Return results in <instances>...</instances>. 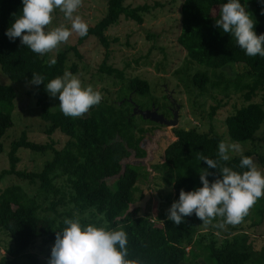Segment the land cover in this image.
Here are the masks:
<instances>
[{
  "label": "trees",
  "instance_id": "1",
  "mask_svg": "<svg viewBox=\"0 0 264 264\" xmlns=\"http://www.w3.org/2000/svg\"><path fill=\"white\" fill-rule=\"evenodd\" d=\"M227 2L183 0L181 31L177 40L186 50L190 62L205 66V69L194 72L189 82H185L188 91L197 88V96L217 91L225 98H229L232 92H240L244 101L248 102L236 107L225 120L232 140L247 144L254 141L255 134L264 123V101H253L257 93L264 90V57L246 55L235 38L230 33H223L216 25V20L220 18L218 9ZM240 2L252 4L254 11L250 16L256 22L254 30L257 35L264 34V14H261L264 3L261 0ZM155 6L149 3L131 6L125 4V0H108L107 13L96 24L88 26L87 36L79 37L72 49L81 57L77 45L95 35L108 50L110 40L105 31L110 25L118 22L121 16L142 24L145 14ZM22 7V0H0L1 70L15 82L32 85L36 105L47 122L45 132L52 136L60 131L68 138L60 146V140L35 141L23 131L19 138L11 142L8 153L10 165L0 172V180L6 175H16L39 184L40 192L46 199L49 198L50 206L44 208L37 197L31 196L19 184L0 188V229L11 238L6 253H0V264H48L30 248L38 239L45 242L55 240L56 231L67 227L64 224L66 218L79 219L82 227L95 223L106 230L125 231L126 259L136 264H264V248L256 250L248 233L240 232L233 237L227 234L219 242L215 237L199 232L195 214L185 217L184 223L176 226L167 219V213L160 212L155 221L148 214H139L141 208L126 213L130 203L137 199V191H141L138 180L148 172L140 171L143 170L141 166L127 164L125 172L120 174L122 160L129 154L124 141L137 153H143L138 145L143 131L139 125H143L136 122V115L131 114L132 104L126 99L122 103H99L80 117L65 116L60 109L54 110L45 85L57 76L62 77L68 68L76 72L77 64L68 65L69 51L65 50L55 56L56 64L49 66L48 62L53 58L49 53L36 54L22 45L20 38L13 41L5 35L16 18L13 14H22ZM228 64H244L246 70L235 78L217 74L218 69ZM101 70L123 81L119 99L131 92L136 96L152 98L147 79L139 76L127 79L124 69L108 65L106 60ZM176 73L179 74V70ZM32 74L41 75L44 82L32 84ZM180 78L186 79L182 74ZM17 94L11 84L0 83V154L5 148L3 137L13 125ZM214 99L216 103L210 105V118L224 105L223 98ZM177 136L164 149L162 162L156 164L161 178L174 189V193L169 194L170 197L173 195L174 201L179 199L181 189L187 192L202 187L200 172L207 165L200 160L201 155L218 162L216 170L209 169L212 173L208 177L210 181L219 175L224 166L240 173L247 170L240 167L241 154L232 156L228 161L219 159L218 144L223 140L213 129L201 130L197 126L180 128ZM22 149L51 152L52 157L41 170L20 169L18 165L22 158L19 151ZM257 152L252 148L242 155L253 160ZM60 178H63L62 183L58 182ZM64 206L62 215L67 217L58 218V207ZM254 207L260 211L259 223L264 216V196L257 199ZM48 210L55 216L46 212ZM85 212H89L91 220L80 216ZM248 216L249 212L243 219ZM236 228L230 227V231Z\"/></svg>",
  "mask_w": 264,
  "mask_h": 264
},
{
  "label": "rangeland",
  "instance_id": "2",
  "mask_svg": "<svg viewBox=\"0 0 264 264\" xmlns=\"http://www.w3.org/2000/svg\"><path fill=\"white\" fill-rule=\"evenodd\" d=\"M144 3L156 6L153 7L149 13L145 14V20L142 24L126 18L125 16H121L118 22L110 25L106 29L105 34L110 40L108 50L97 36L91 35L77 45L82 55L79 57L75 54L72 46L78 43L80 36L73 33L66 43L60 44L55 50L50 52V56L55 57L59 52L68 50V65L70 66L75 62L77 64V71L72 72L70 68H68L67 71L76 76L81 81L83 87L91 85L94 90L99 91L102 94L100 103H113L115 101L120 103V88L123 84L122 80L101 70L102 63L105 60L108 65L124 69L127 79L136 76L147 79L150 83L152 99L156 101H162L165 97V86H167L169 90L175 91L177 102L183 104L179 127L189 128L197 126L201 130L213 129L221 135L224 142L229 144L233 142L238 143L229 136L225 120L236 107L248 103L244 101L242 94L240 92L237 94L232 92L229 98H225L223 94H218L217 91H209L202 96H197V88L195 91L192 90V92H190L185 85V82L191 80L194 72L205 69V66L190 62L186 50L178 43L177 38L181 31L182 24L183 0H125V4L131 6ZM242 5L249 12V15L254 11L252 4L249 2ZM107 7L108 0H83L82 6L77 9L74 15H79L88 26L94 25L107 13ZM220 9L221 7H219L218 10L220 11ZM52 17V23L47 26L48 29L60 25L70 28L71 22L65 18L64 13L59 9L54 10ZM107 52H109L108 55ZM177 70H179V74L176 73ZM245 70L246 67L244 64H228L218 69L216 72L217 74H223L226 78H235L239 73ZM181 74L185 75V80L180 78ZM0 83L11 84L18 93L15 99V109L12 114L13 125L8 128L3 137L5 148L0 154V172L5 168H9L10 162L8 153L11 142L19 138L23 131H26L29 138L32 140L45 142L53 138L55 140H60V146L64 145L68 137L60 131H57L52 136H49L45 132L47 122L43 120L41 110L36 105V98L32 93L31 84L26 85L11 80L1 70V67ZM214 97L223 98L224 105L217 111V114L213 118H210V105L216 103ZM146 98L147 97L136 96V94L133 95V99L135 101L139 100L138 102L140 103H145L147 101ZM253 101L263 102L264 90L259 91L253 98ZM59 103L58 95L55 98L51 96V106L54 110L60 109ZM85 114H87V112ZM136 122L143 125V123H148L149 121L146 119L142 120L139 116H136ZM238 144L242 149V153L252 148H255V150L259 152L253 155V162L258 169L264 173V123L255 134L253 142ZM158 149H160V147ZM156 152L154 159L156 157ZM19 154L22 160L18 166L20 169L24 170H41L45 162L52 157L51 152L40 153L29 149H22L19 151ZM238 154L241 153L231 152L229 155L232 157ZM161 157L162 151L156 160L157 163L160 162ZM260 157L263 159L261 160ZM140 171L145 173L142 169H140ZM146 180V178H140L137 185L140 187L145 186L144 183ZM62 181L63 178L58 180L60 183H62ZM109 181L112 182L113 180L109 179ZM157 182L156 192L161 200H159L157 196H154L156 192H154V194L152 193L153 196L150 200H147L146 209L141 208L139 212V214H148L150 217L152 216L153 219L157 218L160 212L167 213V210L174 202L173 195L171 197L169 195L170 193H174L173 187L166 184L161 176L157 179ZM12 184L21 185L31 196L37 197L44 208L50 206L49 198L46 199L44 194L40 192L39 184L31 183L29 180L22 179L16 175H6L0 180V188H5ZM139 192L141 191H137V193ZM168 198L169 200L166 201ZM254 205L249 210L248 218L245 220L243 219L239 224H225L223 227H219L217 225L220 224L222 218L217 217L208 225H205L197 218L196 225L201 234H205L210 238L213 236L219 242H221L227 234L229 237H233L240 232L248 233L250 242H253L254 248L256 250H263L264 216L263 220L257 223L260 211L255 208ZM65 208L66 206L58 207L60 212L58 218L67 217L65 214L62 215ZM46 212L53 214L51 210ZM53 216L55 215L53 214ZM80 216L88 220L92 219L89 212H85ZM98 218L99 217H97V219ZM92 225L97 226L95 223H92ZM230 227L237 228L236 230L230 231ZM54 243L55 240L45 242L42 239H38L30 249L38 254L43 261L48 262ZM9 244H11L10 236L0 229L1 254L6 253V247Z\"/></svg>",
  "mask_w": 264,
  "mask_h": 264
},
{
  "label": "clouds",
  "instance_id": "3",
  "mask_svg": "<svg viewBox=\"0 0 264 264\" xmlns=\"http://www.w3.org/2000/svg\"><path fill=\"white\" fill-rule=\"evenodd\" d=\"M83 0H22V14H13L14 21L5 32L10 40L20 38L36 54L44 55L66 43L76 33L87 36L88 24L74 15L82 6ZM264 3V0H261ZM59 9L71 22L70 28L64 25L48 29L52 23V13ZM264 14V9L262 13ZM216 25L223 33H230L237 45L248 56L264 57V34L257 35L256 22L241 4L240 0H228L220 9V18ZM49 66L56 64L55 57L49 60ZM44 78L32 74L31 83L40 85ZM46 91L60 101L59 107L65 116L80 117L89 109L98 105L102 94L91 85L83 87L81 81L68 71L63 76L51 79L45 85ZM231 152L241 153L240 167L247 168L242 173L224 166L219 175L210 181L209 169H217L218 162L201 155L199 158L207 167L200 172L202 187L192 191L181 189L179 199L167 210V219L174 225L184 223V218L193 214L205 225L211 224L217 217L222 218L219 227L225 224L236 225L242 222L257 199L264 196V173L251 157L243 156L238 143L218 144L220 160L228 161ZM67 227L55 233L48 264H136L126 259L127 234L123 230H106L89 224L82 227L79 219L64 220Z\"/></svg>",
  "mask_w": 264,
  "mask_h": 264
},
{
  "label": "flooded vegetation",
  "instance_id": "4",
  "mask_svg": "<svg viewBox=\"0 0 264 264\" xmlns=\"http://www.w3.org/2000/svg\"><path fill=\"white\" fill-rule=\"evenodd\" d=\"M165 97L162 99V101H156L150 97L146 98V102L145 103H140L137 101L133 100V93H129V95L127 97H125L124 95L123 98H121L119 101L120 103H122L125 99L128 100L131 104H132V115H136L139 116L142 120L146 119L147 121H149L148 123H143V127L139 125L140 128H143L141 135L142 138L139 141L138 145L139 147L144 151L143 153L139 154L137 153L136 149L134 147H130L132 149L135 150V154L136 157H144L147 155V151L145 149H143L140 144L142 143L143 140H145V137H149L148 139L145 140V145L147 147H152L153 145L152 143V136L155 135L156 130L160 131V139L158 141L159 147L160 149H158V151L156 152V157L155 159L151 162V167H152V172H150L146 166H142L140 164H136V166H141L143 168V170L145 172H148V175L144 176L143 174V178H146L147 180L145 181V186H139L141 188V192L137 193V199L135 201H138L140 199H142L146 193H149V199L153 196L152 193L154 194V192H156V184L157 179H159L160 177V171L157 169L156 164L157 163V158L159 157L161 151L163 154L164 149L167 148V146L175 141L178 136H177V130L182 128L179 127L180 126V120L182 117V111H183V104H180L177 102L176 97H175V91L174 90H169L167 88V86H165ZM135 107H137V111H139L140 109L142 110H154L157 112V115L163 116V121L162 120H153L151 118H146L144 117L142 114L140 113H134ZM175 116H177L178 122L177 124H172L171 122L174 120ZM151 122V123H150ZM140 124V123H139ZM168 131L167 133H164ZM176 136V138H175ZM174 137V138H173ZM130 155V151L128 156ZM128 156L125 157L126 159V163L128 162ZM162 158L159 163L162 162ZM141 177V178H142ZM149 179V181H148ZM140 180V179H139ZM152 191V192H150ZM154 196H159L157 194V192L155 193Z\"/></svg>",
  "mask_w": 264,
  "mask_h": 264
},
{
  "label": "water",
  "instance_id": "5",
  "mask_svg": "<svg viewBox=\"0 0 264 264\" xmlns=\"http://www.w3.org/2000/svg\"><path fill=\"white\" fill-rule=\"evenodd\" d=\"M137 112L142 114L144 117L151 118L153 120H162L163 121V119H164L163 116L157 115V112L154 110H142V109H140L139 111H137V107H135L134 113L136 114ZM177 122H178V119H177V116H175L174 120L171 123L175 125V124H177ZM167 132L168 131H166L164 133H167ZM159 134H160V131L156 130L155 135L152 136V143H151L153 145L152 147L149 148L145 145V140L148 139L149 137H145L144 138L145 140H143L142 143L140 144V146L147 151V155L144 157H136L135 150L128 147L127 142L124 141L125 145L127 146L128 150L130 151V155L128 156V162L127 163H126L125 158L122 160L123 166H122V170H121L120 174L125 172L127 164H131V165L140 164L142 166H146L147 169L150 172H152L153 169L150 165V162L154 159L155 152L159 148V144H158V141L160 139ZM149 195H150L149 193H146L142 199H140L138 201L131 202L126 213L133 211L135 208L146 209V203H147V200L149 199ZM158 199L161 200V198L159 196H158Z\"/></svg>",
  "mask_w": 264,
  "mask_h": 264
},
{
  "label": "built area",
  "instance_id": "6",
  "mask_svg": "<svg viewBox=\"0 0 264 264\" xmlns=\"http://www.w3.org/2000/svg\"><path fill=\"white\" fill-rule=\"evenodd\" d=\"M152 221H155V219H153V217L150 218Z\"/></svg>",
  "mask_w": 264,
  "mask_h": 264
}]
</instances>
